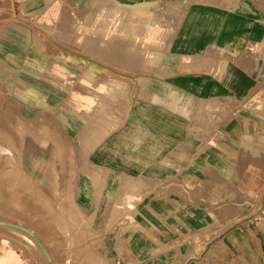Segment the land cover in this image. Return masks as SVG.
I'll return each instance as SVG.
<instances>
[{"label":"rangeland","instance_id":"obj_1","mask_svg":"<svg viewBox=\"0 0 264 264\" xmlns=\"http://www.w3.org/2000/svg\"><path fill=\"white\" fill-rule=\"evenodd\" d=\"M118 1H127L131 3L142 1L159 2V0H0L1 145H9L10 148V144H12L14 140L18 141V143L14 141L16 145L12 144V146L14 145L13 147L15 148L11 146V149L14 153H17V151L19 152L16 156L19 161H21V157H23L25 151L29 149L30 152L35 155L34 165L37 169L35 174L40 176V179L37 181L39 186H43V188L54 193L51 184L44 179L42 169L44 165L49 164L48 160L50 159L54 164L51 163L49 165H51V167L55 166L54 168L56 171L54 176L56 178L55 180L59 183L60 190V196L57 197L55 201L59 203L63 200L65 208L71 205L69 204V198L71 197L79 203L77 195L81 193L80 185H83L82 181L84 178L87 177L90 183L94 182L93 191L94 194L99 197L95 199V210L89 212L83 209V211L86 217H89L95 212L93 217L94 220L90 219L89 222L86 221V226L101 231L100 234H92L85 238L84 242L87 239L90 243L88 241H86L87 243L80 242L82 247L80 251L84 252L81 254L79 251L80 245L79 243L76 244V241L79 242L80 240L78 241V238L76 239L74 242L76 244L75 247L73 242V245L70 246L67 242V238H64V229L62 231L61 227H58L61 226L59 223L60 221L57 219L60 225L57 224V221L55 222L54 218H56L55 215L57 211L53 210V214V211L51 212L50 209H47V211L45 210L49 208V206L45 202L46 199H42V192L37 190L39 187L37 186L35 189L40 192V194L34 189H30L33 195L29 190L27 193L30 194L26 193L27 190L24 191L27 194H25L26 198L27 196L28 198L31 197L30 199H32V201L26 199L25 196H21V199L19 198V200H16V195H13L15 198L13 201L11 200L13 196L10 197L11 195L9 196L7 194L15 193V189H13L12 192V188L10 186L8 187V185L11 184L9 183L11 182L8 178L9 175L6 178L1 173L0 185L3 186L5 184L4 186L6 187H3L4 189L6 188V192L5 190H1L3 188H0L3 192L2 196L0 195V221L6 223H0V264H54V262L55 264H67L68 259H70L69 264H100L101 262L98 260L90 259L89 255L91 254L87 253L88 256L85 255L86 252H89V247L90 249L96 247V250L106 260L105 262H108L106 264H167L166 258L171 255L166 254L163 250L158 251V253H153V255H138L137 251H135L132 241L133 229L129 225L130 220L133 219L136 213L135 208L132 210L122 208L123 212H121V209L117 212L119 217L116 214L117 219H115L116 216L110 218V208L116 201V198L121 196L124 192L123 186L127 178L132 180H136V178L130 174L126 175L122 173L119 174L121 176V182L117 189L106 186L107 183L109 184L112 181L113 174H116V172L111 166L108 167L97 162L98 159L95 158V153L99 151L98 146H100L101 143L88 153L79 146L74 145V137H76L82 127L87 125V120H92L97 129L105 128L107 121H112L118 126L105 137L104 140H106L110 135L114 134L113 132L120 129L128 114L136 107L164 108L165 111H162L165 114L163 117L164 123L167 119L169 122L166 123H170L171 127L167 128L169 131L164 132L161 135L162 137L159 136V138L164 140V144L170 147L165 148L164 144L162 145V143H159L158 155H167L169 157L171 156V158H183L193 154L197 156L205 152L211 154V150H214V152L216 150H223L225 153L227 152L226 155H233L234 150L230 146H227V140L230 138L223 132V129L231 125L237 117H242L240 116L242 112L248 113L249 111H254L264 116V84L262 85V83L256 86L255 92L250 93L249 96L244 99L237 98L231 94H225L223 97L218 98L205 99L199 97L198 94L183 93V90H179L178 87L174 92L171 90V78L175 77V73L179 74L193 70L214 71L216 65H219L217 70L221 72L226 64L225 60L228 59L230 61L235 58L234 50H231L230 47L228 48L221 45L219 46L223 49H220L221 47L214 48V46H209L197 55L184 54L191 56V58L186 61L182 59L183 54H181L180 51L177 49V51H174L175 34L178 28L181 27L189 6L201 0H160V3L156 4L157 6L151 4L147 5L145 8L139 9L137 11L138 14L135 15L133 12L136 10L131 4L130 10H128L127 13L124 10H119V16L124 22L123 27L119 30L111 31L108 35V31L106 32V29H104L105 22H110L108 18L109 10L115 2ZM226 1L220 3L226 4ZM144 16L156 17L157 20H159L158 24H160L162 31L160 33H153L154 36H152V38L154 41L148 39L151 37V34L149 37L147 35L138 37V29L136 30L130 25L131 22L138 23L141 17ZM95 20L98 22L96 26L93 29L89 28L92 27ZM80 22L86 27L88 25L89 30H91L88 32L86 31V33V28L81 27ZM79 34H81V36H79ZM106 39L112 41L111 43L113 46H106L103 43ZM129 45H133L135 49L133 51L130 50L128 48ZM259 46L258 42L251 43L248 45L247 49H245V52L250 51L255 53L257 51L256 53H258L260 52L258 50L262 49V47ZM140 50H142L143 53H139L138 51ZM155 53H157L158 56L155 55ZM149 58L151 60L147 61ZM254 58H257L260 62V58L262 59L264 56L258 53ZM262 63L264 62L261 60V64ZM93 66H96V69L85 85L83 78L86 76L87 71ZM262 69L264 71V64ZM261 76L264 77V74H261ZM112 78L124 84L126 93H122L120 89L117 88L111 90V94L108 95L99 96L93 92L104 80ZM261 80H264V78ZM166 81H170V83ZM104 83L102 86H105ZM74 95L80 97L79 101L81 104L88 99L94 100L93 105L95 107H93V109L87 107L78 108L77 103H74L76 102ZM102 106L104 107L101 110ZM172 110L176 114L175 117H171ZM16 117H20L18 118L19 120ZM244 118L247 119L248 117L244 116ZM9 120L11 124L10 127ZM21 121L24 124L26 123L25 125L28 129L26 133L21 132V129L19 130V133L21 132L22 135L25 134V137H22L21 133L19 134L16 132V129L20 128V124L19 126L17 124L22 123ZM27 121L30 123V126H28ZM173 123H175L174 126ZM32 125L35 131L33 128L31 129V127H33ZM11 126L12 128H17L13 131ZM174 127L175 129H173ZM45 128H48L51 133L58 137L57 140L59 142L56 140V142L54 140H48V142L43 145L40 140L34 141L31 136L34 135L38 129L40 133L37 131V134L41 136L43 134L41 132H44ZM3 129H6V132L8 130L10 133L12 132V136L9 134V138L13 137L11 138L12 140L9 139L10 142L12 141L11 143L6 140V134ZM1 130H3V132H1ZM30 134L32 135L30 136ZM15 136L16 138L20 136V139L14 138ZM21 139L23 142H21ZM60 141L62 145H60ZM33 142H36L35 145L31 144ZM37 142L40 144L38 145ZM261 142L264 143V138H262ZM7 143L10 144L7 145ZM64 144L66 145L65 147H63ZM59 145L61 149L64 150V153L66 152V156L63 154L65 160L63 159L62 161V165H65V169L63 168L64 170L61 168L62 166L60 163H58L57 155H52V151L56 150ZM66 147L70 148L67 150ZM69 152L70 154L72 153L71 155H73V157ZM261 154L262 153L259 151H253L245 155L249 157L252 162L251 167L255 170L262 168L260 164V159L262 158ZM68 155L72 158L68 157ZM16 157L13 158V160H16ZM67 157L72 159V161L67 159ZM83 157H85V159ZM10 159H12L11 156L9 157V161ZM4 161L6 162L4 167L8 166L7 160L5 159ZM68 163L69 165H75L77 169L72 172L75 166L69 167ZM67 168L68 170H66ZM69 168H73L72 171H70L71 169ZM101 168L105 171H101ZM67 171H70L72 174ZM61 175L62 178L64 177L63 179H61ZM70 176L72 178H70ZM125 177L126 179H123ZM14 178L15 177H13V179ZM70 179H72V182ZM68 180L71 182L69 185V182H67ZM65 182H67L69 186L68 191V186ZM167 183L171 184L172 194L174 191H172L174 183L179 184L181 188L183 181L175 176H171V180H159V189L157 191L159 197L163 198L166 195L167 190L164 184L167 185ZM162 184L163 187L160 186ZM188 185L190 186L191 184ZM62 187L66 190H63ZM7 189L10 192L7 193ZM61 189L64 191L63 193H61ZM152 189L147 181L146 183L143 181L138 193L150 195L151 193L153 194ZM2 192H0V194ZM22 192L21 195L24 193ZM36 193L41 195L40 199ZM103 194L104 197H102ZM8 197L9 199H7ZM36 198V202L38 201L40 204L33 203ZM10 200L11 202H9ZM43 200L45 201L43 202ZM108 200L109 204L107 203ZM30 202L32 204H30ZM66 202L67 205H65ZM38 204L41 206L39 207ZM44 204L46 207L43 206ZM23 205L29 208L27 207L28 209H25ZM34 208H37L36 211H34ZM23 209L25 210L23 211ZM41 210L47 215L44 216ZM47 212H51L53 216ZM40 214H43V216ZM48 214L51 215L50 218L54 217L53 220L55 223L52 224H55V227L60 229H57V231H62L61 240H63V244L68 247L67 250L69 253H64V251H67L65 250L66 246L62 245V242H60V233L56 231V228L54 229L53 226V228L48 227L53 221L49 219ZM39 217L48 219H44L45 222L43 227L40 226L43 220L38 222L43 218ZM111 220L114 221L112 222ZM47 221L50 222V224L47 225ZM9 222L27 228L30 231L9 225ZM38 223H40L39 226L37 225ZM56 224L58 226H56ZM45 225L50 229L44 228ZM38 227H42L43 229L41 228L40 230ZM44 229H46V231ZM52 229L55 231H52L54 236L51 238V234L49 233ZM41 231L44 232L42 233ZM46 232L47 235H44ZM56 233L59 236H57ZM48 237H50L52 241L51 239H49L50 242L46 241ZM27 238L31 239L34 245L30 243ZM92 241H94L95 245H93L94 243ZM51 244H56V246L58 244L63 249L57 246V252L55 251L57 247L51 249ZM82 244L83 246L86 244L85 247L88 251H86V248L82 250L84 249ZM89 244H92V247L88 246ZM72 247H74V249ZM60 249H62V251ZM76 249L78 251H76ZM59 251L61 252V256ZM55 252L57 253L55 254ZM77 252H80L79 255ZM62 255H64V257ZM72 255L75 256V258L72 257ZM81 255L85 256V261L84 257ZM62 258H65L64 261ZM72 258L78 259V261L74 262ZM57 259L59 263L56 262ZM86 259L88 262H86ZM97 261L98 263H96ZM177 263H179V261H177Z\"/></svg>","mask_w":264,"mask_h":264},{"label":"crops","instance_id":"obj_2","mask_svg":"<svg viewBox=\"0 0 264 264\" xmlns=\"http://www.w3.org/2000/svg\"><path fill=\"white\" fill-rule=\"evenodd\" d=\"M225 1L201 0L190 5L175 34L174 51L197 55L209 46H224L234 50L235 58L226 59L221 72L216 65L214 71L175 73L171 83L166 81L173 92L178 87L205 99L225 94L244 99L264 84V58L260 62L254 58L258 53L264 56V0L220 3ZM254 42L262 47L260 52H245ZM162 111L136 107L95 153L98 163L116 172L106 186L117 189L119 174L125 173L153 188V194H143L130 220L135 251L153 255L163 250L171 255L167 264H264V218H254L264 204V116L242 112V117L223 129L233 155L211 150V154L171 158L158 155L159 143H165L159 136L171 127L167 119L164 123ZM175 116L172 110L171 117ZM253 151L262 153L258 170L245 156ZM171 176L182 180V187L174 183L171 194V184H164L167 193L159 197L158 181L171 180ZM87 182V192L80 185L77 198L81 208L90 212L95 210L97 196L94 182Z\"/></svg>","mask_w":264,"mask_h":264},{"label":"bare ground","instance_id":"obj_3","mask_svg":"<svg viewBox=\"0 0 264 264\" xmlns=\"http://www.w3.org/2000/svg\"><path fill=\"white\" fill-rule=\"evenodd\" d=\"M160 3V0H159V2L157 1V2H150V1H142V2H136V3H131V2H125V1H122V2H120V1H118V2H115V4L111 7V9L109 10V15H108V18H109V21L110 22H105V27H104V29H106V32L108 33V35H109V33L111 32V31H116V30H119L120 28H122L123 27V24H124V22L122 21V19L120 18V14H119V10H124L126 13H127V11L128 10H130V6H131V4L134 6V9L136 10L135 12H133L134 13V15L135 14H138V10L139 9H141V8H145V6H147V5H156V4H159ZM157 6V5H156ZM146 10V9H145ZM148 14H150V13H148ZM33 19V18H32ZM158 22H159V20H157V18L156 17H148V16H144V17H141V19L139 20V22L137 23H134V22H131L130 23V25L131 26H133V28H135L136 30L138 29V31H137V34H138V37H142V36H148L149 37V35L151 34V37H149L148 39L149 40H151V41H154V39L152 38V36H154V32H157V33H160L161 31H162V28L160 27V24H158ZM98 22H97V20H95L94 22H93V24H92V27H89V28H91V29H93L95 26H96V24H97ZM80 26L81 27H85L86 29H85V32L87 31H90L89 30V28H88V25H87V27L83 24V23H81L80 22ZM125 26V25H124ZM97 29V28H96ZM96 31V30H95ZM147 31H148V33H147ZM86 32V33H87ZM99 33V32H98ZM95 34H97V33H95ZM79 36H81V34H79ZM94 36V35H93ZM100 37H101V35H100ZM112 41H110V40H105L103 43L106 45V46H113V44L111 43ZM77 46V45H76ZM128 48L130 49V50H134L135 49V47L133 46V45H129L128 46ZM113 49V48H112ZM116 50H118V49H116ZM118 51H120V50H118ZM139 53H143V51L142 50H140V51H138ZM155 55H157L158 56V54L157 53H155ZM191 58V56L190 55H183L182 56V59L184 60V61H186V60H188V59H190ZM148 60H151L150 58L149 59H147V61ZM85 61H87V60H85ZM83 63H85V62H83ZM82 66H83V64H82ZM79 67H81V66H79ZM85 69V68H84ZM96 69V66H93L89 71H87V74H86V76L83 78V82L85 83V85L88 83V81H89V78L91 77V75L93 74V72H94V70ZM146 78H149V77H146ZM105 82V83H104ZM104 82H102V84L104 83L105 84V86H102V84L100 85V86H98L96 89H94L93 90V92L96 94V95H99V96H101V95H108V94H111V90H113L114 88H117V89H120V91L122 92V93H126V87L124 86V84L123 83H121L120 81H118L117 79H106V80H104ZM108 85V86H107ZM96 86V85H95ZM80 97L79 96H77V95H74V99L76 100V102H74V103H77V107L78 108H85V107H87V108H89V109H93V107H95L94 105H93V101L91 100V99H88V100H86V101H84L82 104L80 103V99H79ZM135 100V99H134ZM102 102V101H101ZM98 106V105H97ZM104 106H102L101 107V110H102V108H103ZM98 108V107H97ZM88 109V110H89ZM17 118V117H16ZM18 118H20V117H18ZM17 118V119H18ZM19 120V119H18ZM12 121H13V119H12ZM11 121V122H12ZM16 121V120H15ZM23 121V120H22ZM21 121V122H22ZM1 122V121H0ZM9 122V127H10V120L8 121ZM20 122V121H19ZM24 122H26V121H24ZM2 123V122H1ZM16 123H18V122H16ZM15 123V124H16ZM27 123H28V121H27ZM13 124V123H12ZM14 124V125H15ZM19 124H20V128H17L18 126H19ZM26 124V123H25ZM23 122L22 123H18L15 127L18 129V131H17V129L16 128H12V126H14V125H12L11 126V128L13 129V131L16 129V132H18L19 133V130L21 129V132H25L26 133V131H28V129H27V127H26V125H25ZM30 123H28V126H30L29 125ZM94 122L92 121V120H87V125H85L84 127H82V129L80 130V132L76 135V137H74V145H76V146H79L81 149H83L85 152H90L91 150H93L98 144H100L104 139H105V137L112 131V130H114L115 128H117L118 126L114 123V122H112V121H107L106 122V127L105 128H99V129H97V128H95V126H94ZM33 126V125H32ZM4 128V127H3ZM29 128V127H28ZM33 128V130L35 129L34 128V126L33 127H31V129ZM37 128V127H36ZM0 129H1V127H0ZM42 129V128H41ZM4 131L6 130V129H3ZM3 130H1V132H3ZM9 130H10V128H9ZM8 130V131H9ZM39 130V129H38ZM37 130V131H38ZM6 132L5 131V138H6V140H8V142H10V140H12L11 138H13V137H10L9 138V134H11V136H12V132L10 133V131L9 132ZM35 131V130H34ZM37 131L34 133V135H32V134H30V136L34 139V141L36 140H40L42 143H43V145L44 144H46V142H48V140H56V141H58L57 140V138L58 137H56L53 133H51L50 132V130L48 129V128H45V130H44V132H41V133H43L41 136L39 135V134H37ZM52 131V130H51ZM20 132V133H21ZM53 132V131H52ZM19 133V134H20ZM31 133V132H30ZM38 133H40V131H38ZM3 134V133H2ZM13 135H15V134H13ZM21 135H22V133H21ZM25 135V134H24ZM24 135H22V137H25ZM0 136H2V135H0ZM18 136V135H17ZM14 138H16V136L14 137ZM18 138V140L20 139V136L19 137H17ZM16 138V139H17ZM28 138V137H27ZM27 138H26V140H27ZM2 139V138H1ZM10 139V140H9ZM29 139V138H28ZM5 140V139H4ZM6 140H5V142H6ZM22 140V139H21ZM1 142H2V140H0ZM14 141H16V140H14ZM13 141V143L12 144H15L16 145V142L18 143V141H16V142H14ZM55 141V142H56ZM1 142H0V174L2 173V175H4V177H8V175H9V181H11V182H9V183H11L10 185H8V187L10 186L11 188V191L13 190V189H15V193H12V194H9L8 192H10L8 189H7V195H11L10 197H12L13 195L15 196V198H16V200H19V198L21 197V196H25V194L28 192V190H29V192H31V190L30 189H34L35 191H41L42 193V196L41 195H39L40 194V192H38L39 194H37L38 196H39V199L42 197V199L43 198H45L46 199V201L45 200H43V202L45 201L46 202V204H48V206H49V208H46L45 210L47 211V209H50L51 210V212L53 211V210H55V211H57V214L55 215L56 216V218H54L55 219V222L57 221V219L60 221H57V224H58V222L61 224V226H58V225H60V224H56V226H58V227H61V230L63 231V229H64V233H63V235H65L64 236V238L66 237L67 238V242H68V244H70V246L71 245H73V244H75L74 242L76 241V239L78 238V241L79 242H77L76 241V244L77 243H79V251H80V248H82L81 247V244H80V242L82 243V242H84V240H85V238L87 237V236H90V235H92V234H100L101 233V231L100 230H97V229H95V228H89L88 226H86V223L87 222H89L90 221V219L92 220L93 219V217H94V213L92 214V215H90L89 217H86V214H85V212L83 211V209H81V207L79 206V203L73 198V197H71V195H70V197L71 198H69L70 200V203L69 204H71V205H68V207H64V205H63V200L61 201V202H56L55 200H56V198L57 197H59L60 196V190H59V183H58V181H56L55 179V176H54V174H55V171H56V169L54 168L55 166H53V167H51V165H49V164H54L50 159L48 160V165H44L43 166V174H44V179L46 180V181H48L50 184H51V187H52V191L54 192V193H52L50 190H47V189H45V188H43V186L41 187V186H39V184H38V180L40 179L39 177L40 176H37L36 174H35V171H37V169H36V167H35V165H34V154L32 153V152H30V150L29 149H27V151H25V153L23 154V157H21V161H19L18 160V158L16 157L17 156V154H19V152L17 151V153H14L13 151H12V149H11V146H12V144H10V143H7V145L8 144H10L11 146H10V148H9V145L8 146H5V145H1ZM21 142H23V140L21 141ZM20 141H19V143L22 145V143H21ZM59 142V141H58ZM57 142V143H58ZM183 142V141H182ZM36 143V142H35ZM35 143L33 142V143H31V144H34L35 145ZM60 143H61V141H60ZM59 143V144H60ZM19 144V145H20ZM37 144L39 145L40 143H38L37 142ZM54 144V143H53ZM66 144V143H65ZM64 144V146L63 147H65L66 145ZM38 145H37V147H38ZM60 145H62V143L60 144ZM59 145V147L57 146V148H56V150H53L52 151V155H57V157H58V163H60V165L62 166L61 168L63 169H65V165L63 166L62 164V161H63V159H64V155H65V153H64V150H62L61 149V146ZM68 145V144H67ZM14 146V145H13ZM12 146V147H13ZM56 146V145H55ZM21 147V146H20ZM34 147V146H33ZM13 148H15V147H13ZM70 148V147H69ZM68 147H66V149L68 150L69 149ZM19 149V148H18ZM21 149H22V147H21ZM38 149V148H37ZM65 149V148H64ZM14 151H16V150H14ZM62 151H63V153H62ZM20 152H21V150H20ZM22 154V153H21ZM64 154V155H63ZM69 154H70V152H69ZM72 154V153H71ZM70 154V155H71ZM127 154V153H126ZM62 155H63V157H62ZM130 155V154H129ZM6 156V157H5ZM12 157V159H10V161H9V157ZM66 156V155H65ZM72 157H73V155H71ZM17 158L16 160H13V158ZM68 157H70L69 155H68ZM67 157V159H69ZM72 157H70V158H72ZM66 158V157H65ZM84 159H85V157H83ZM7 160V164H8V166H6V167H4V164H6V162L4 161V160ZM67 159H66V161H67ZM88 159V158H87ZM132 159V158H131ZM65 160V159H64ZM69 160H71L72 161V159H69ZM69 160H68V162H69ZM47 161V160H46ZM66 163V162H65ZM64 163V164H65ZM72 163V162H71ZM74 163H75V161H74ZM59 165V164H58ZM60 165H59V167H60ZM68 165H69V163H68ZM71 166H75V165H69V167H71ZM83 166H84V164H83ZM68 167V166H67ZM94 167V166H93ZM35 168V169H34ZM74 168V167H73ZM73 168H69V169H71L70 171H72V169ZM82 168V167H81ZM59 169V168H58ZM61 169V170H62ZM63 169V170H64ZM77 168H76V166H75V168L73 169V171L72 172H74L75 170H76ZM93 169V168H92ZM95 169V168H94ZM145 169V168H144ZM60 170V171H61ZM66 170H68V168L66 169ZM66 170H65V172H66ZM99 170V169H98ZM97 170V171H98ZM102 170H104V169H102L101 168V171ZM68 172V173H71V172ZM78 171V170H77ZM105 171V170H104ZM62 172H64V171H62ZM62 172H60V173H62ZM64 172V173H65ZM94 172V171H93ZM78 173V172H77ZM63 174V173H62ZM72 174V173H71ZM70 174V175H71ZM65 175V174H64ZM75 175H76V172H75ZM69 176V175H68ZM67 176V177H68ZM73 176V175H72ZM77 176V175H76ZM98 176V175H97ZM13 177H15L14 179H13ZM16 177H17V179H16ZM95 177H96V175H95ZM128 177V176H127ZM133 177H135V176H133ZM64 178V177H63ZM62 178V175H61V179H63ZM69 178V177H68ZM70 178H72L71 176H70ZM75 178V177H74ZM16 179V180H15ZM97 179V178H96ZM95 179V180H96ZM123 179H126V177L125 178H123ZM15 180V181H14ZM72 179H70V181H71ZM69 180L67 181V182H69L68 183V185L72 182H70ZM88 181V179H87V177L86 178H84L83 179V181H82V184H83V191H85V192H87V190H88V186H87V182ZM97 181V180H96ZM104 181H105V179H104ZM123 181H126V180H123ZM67 182H65L66 183V185H67ZM106 182V181H105ZM2 183V182H1ZM143 184V180L142 179H128L127 178V181H126V183H124V186H123V188H124V192L122 193V195L121 196H118L117 198H116V201L112 204V207L110 208V212H109V216H110V218H113V217H115L116 216V214H117V216H118V211H120V209L122 210V208H127V209H134L135 207H136V205H137V202L142 198V195L143 194H140V193H138V190H139V188L141 187V185ZM5 185V184H4ZM3 185V186H4ZM62 185V184H61ZM65 185V184H64ZM67 185V186H68ZM2 185H0V188H3V189H1L2 191H4L5 189H4V187H6V186H4L3 187ZM37 186L39 187V188H37ZM35 188H37V190L35 189ZM43 188V189H42ZM63 188V190H66L64 187H62ZM24 192V191H26V193L24 192H22L21 190ZM68 189H69V186H68V188H67V191H68ZM0 190V192H2ZM62 189H61V193H63L64 191H63ZM24 194H22L21 195V192ZM35 191H34V193H35ZM5 192H6V190H5ZM66 193V192H65ZM2 194H3V192L0 194L1 196H2ZM6 194V193H5ZM27 194H30V193H27ZM26 194V195H27ZM31 194L33 195V192H31ZM68 194V193H67ZM69 195V194H68ZM1 196H0V198H1ZM14 196L12 197L13 199H11V200H13L14 201ZM35 196V195H34ZM37 196V197H38ZM41 196V197H40ZM44 196V197H43ZM3 198H5V197H3ZM2 198V199H3ZM23 198V197H22ZM25 198H26V196H25ZM25 198H23V199H25ZM31 198V197H30ZM30 198H28V196H27V198L26 199H30ZM97 198H99V197H97ZM101 198V197H100ZM7 199H9V197L7 198ZM21 199V198H20ZM42 199H41V201H42ZM11 200L9 201V202H11ZM36 200H37V198L35 199V201L33 202L34 204H36V203H39L40 204V202H36ZM100 200V199H99ZM99 200H97V201H99ZM27 201V200H26ZM29 201H32V199H30ZM1 202V201H0ZM5 202H6V200H5ZM9 202H7V203H9ZM28 202V201H27ZM22 203H24V202H22ZM11 204V203H10ZM30 204H32L31 202H30ZM29 204V205H30ZM38 204V205H39ZM65 204V203H64ZM41 205H42V203H41ZM41 205H39V207L41 206ZM65 205H67V202H66V204ZM9 206V205H8ZM7 206V207H8ZM24 206V205H23ZM33 206V205H32ZM36 206V205H35ZM34 206V207H35ZM43 206H45V204L43 205ZM42 206V207H43ZM28 207V206H27ZM26 206H24V208L25 209H28ZM36 207H38V206H36ZM38 207V208H39ZM46 207V206H45ZM45 207H43V208H45ZM25 209H23V211L25 210ZM35 209V208H34ZM33 209V210H34ZM37 209V208H36ZM36 209L34 210V211H36ZM40 209V208H39ZM42 209V208H41ZM57 209V210H56ZM32 210V211H33ZM44 210V209H43ZM43 210H41L42 212H43ZM29 211V210H28ZM31 211V210H30ZM31 211V212H32ZM33 211V212H34ZM37 211H39V210H37ZM49 211V210H48ZM130 211V210H129ZM51 212H47V213H50L51 215H52V213L54 214V211L51 213ZM121 212H123V210L121 211ZM27 214V213H26ZM39 214V213H38ZM43 214H44V212H43ZM43 214H40V215H42L43 216ZM50 214H48V216H49V219H51V220H53V218H50L51 217V215ZM28 215V214H27ZM37 215V214H36ZM45 215H47V214H44V216ZM58 215V216H57ZM48 216H47V218H48ZM53 216V215H52ZM117 216H116V218L115 219H117ZM119 217V216H118ZM31 218V217H30ZM39 218H43V217H39ZM38 219V218H37ZM45 217L43 218V219H40L38 222H40V221H42L43 223H41V225H40V223H38L37 225L39 226H44L43 224H44V222H45V220H48V219H45ZM94 220V219H93ZM50 221V220H49ZM87 221V222H86ZM110 221V220H109ZM112 221V220H111ZM114 221V220H113ZM112 221V222H113ZM48 222V221H47ZM51 222V221H50ZM50 222H48L47 223V225L48 224H50ZM54 222V220L51 222V224L52 223H55ZM112 222H110V223H112ZM109 223V224H110ZM49 225L48 227H54V229L56 228L55 227V224H52V225ZM92 224V223H91ZM37 225H36V227H37ZM89 225V224H88ZM111 225V224H110ZM109 225V226H110ZM41 227V228H42ZM48 227H46V225H45V227L44 228H47V229H50V228H48ZM52 227V228H53ZM63 227V228H62ZM40 230H41V228L40 227H38ZM43 229V228H42ZM57 229H59V228H56V231H57ZM45 231H46V229H44ZM60 230V229H59ZM52 231H53V229L51 230V232L49 233V234H51V238H52V236H54L53 234H52ZM55 231V230H54ZM53 231V232H54ZM62 231L61 232H59V231H57L58 233H60V236L59 235H57V233H56V235L57 236H59L58 238H59V240H61V233H62ZM42 232V231H41ZM44 232V231H43ZM42 232V233H43ZM40 233V232H39ZM38 233V234H39ZM42 233H41V235H42ZM47 235V232L46 233H44V235ZM43 235V236H44ZM55 235V238L57 239V236ZM62 235V236H63ZM48 236H50V235H48ZM98 237V236H97ZM104 237V236H103ZM45 238V237H44ZM50 237H48V238H46V241H49V239H51ZM54 238V237H53ZM55 238L53 239L54 241H55ZM80 238V239H79ZM94 238V237H93ZM96 238V237H95ZM28 239V241L30 242V243H32L33 245H34V242L31 240V239H29V238H27ZM48 239V240H47ZM58 240V241H59ZM65 240V239H64ZM83 240V241H82ZM99 240V239H98ZM51 241H52V239H51ZM86 241H88L87 239H86ZM85 241V242H86ZM91 241V240H90ZM97 241V240H96ZM95 241V242H96ZM50 242V241H49ZM60 242H62V245H65V244H63V240H61ZM72 242H73V244H72ZM84 242V243H85ZM89 242V241H88ZM93 243H94V241H92ZM55 243V242H54ZM53 243V244H54ZM58 243V242H57ZM65 243H66V241H65ZM87 243V242H86ZM90 243V242H89ZM97 243V242H96ZM59 244V243H58ZM57 244V246H59L60 247V245H58ZM76 244L74 245V247L76 246ZM52 245V244H51ZM93 245H95V243L93 244ZM56 246V244L55 245H52V248L51 249H53L54 247H57ZM66 246V245H65ZM78 246V245H77ZM82 246H83V244H82ZM86 246V244H84V246H83V248L84 249H82V250H85V247ZM88 246H91L92 247V244H89ZM64 247V246H63ZM74 247H72L73 249H74ZM135 247H136V245H135ZM60 248H62V247H60ZM67 246H66V249L65 250H67ZM70 248V247H69ZM57 250H55V251H57L58 252V247L56 248ZM63 249V248H62ZM62 249H60L61 251H62ZM78 249V248H77ZM76 249V251H78ZM123 250V249H122ZM72 251V250H71ZM70 251V252H71ZM86 251H88L87 250V248H86ZM57 252H55V254L57 253ZM69 253L68 252V250L67 251H64V253ZM73 252V251H72ZM75 252V251H74ZM81 252V251H80ZM79 252V253H80ZM59 253H60V256H61V252L59 251ZM58 253V254H59ZM76 253V252H75ZM78 253V252H77ZM79 253H78V255H79ZM82 253H84L83 251L81 252V254ZM87 253H89V254H91V255H89V257H90V259L91 260H94V259H96V260H98L99 262H101L100 264H102V263H104V264H106V263H108V262H105L106 260L104 259V257H102V255H100V253L96 250V247L95 248H91L90 249V247H89V252H86V254L85 255H87ZM103 253V252H102ZM71 254V253H70ZM65 255V254H64ZM64 255H62L63 257H64ZM77 255V257L79 258V256ZM58 256V255H57ZM59 256V257H60ZM68 256H69V254H68ZM82 257H84V261H85V256H83V255H81ZM88 256V255H87ZM105 256V255H104ZM56 257V256H55ZM67 257V256H66ZM70 257V256H69ZM68 257V258H69ZM72 257H74L75 258V256H73L72 255ZM89 257H88V259H89ZM58 258V257H57ZM74 258H72V260H74V262H76V261H78V259H74ZM63 259V261H64V259L65 258H62ZM80 259H82V258H80ZM79 259V260H80ZM54 260V259H53ZM56 260V259H55ZM132 260V259H131ZM134 260V259H133ZM136 260V259H135ZM59 261H60V258H59ZM59 261H58V259H57V261L56 262H58L59 263ZM62 261V260H61ZM66 261V260H65ZM98 261L96 262V263H98ZM110 261V260H109ZM69 262H70V259H68V261H67V264H69ZM86 262H88L87 261V259H86ZM89 262H90V260H89ZM113 262V261H112ZM111 262V263H112ZM72 263H73V261H72ZM85 263V262H84ZM91 263H93V262H91ZM54 264H55V262H54ZM65 264V263H64ZM82 264V263H81Z\"/></svg>","mask_w":264,"mask_h":264},{"label":"built area","instance_id":"obj_4","mask_svg":"<svg viewBox=\"0 0 264 264\" xmlns=\"http://www.w3.org/2000/svg\"><path fill=\"white\" fill-rule=\"evenodd\" d=\"M254 218L258 219V218H261L263 219L264 218V205L262 206V208L259 210V212L257 213V215L254 216Z\"/></svg>","mask_w":264,"mask_h":264},{"label":"water","instance_id":"obj_5","mask_svg":"<svg viewBox=\"0 0 264 264\" xmlns=\"http://www.w3.org/2000/svg\"><path fill=\"white\" fill-rule=\"evenodd\" d=\"M0 223L4 224V223H6V222H4V221H0ZM8 224H9V225L16 226V227H20V226H18L17 224H15V223H11V222H9ZM20 228L25 229V230H27V231H30L29 229L24 228V227H22V226H21Z\"/></svg>","mask_w":264,"mask_h":264}]
</instances>
